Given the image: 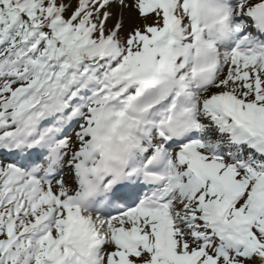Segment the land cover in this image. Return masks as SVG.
I'll return each mask as SVG.
<instances>
[{"label": "snow or ice", "instance_id": "1", "mask_svg": "<svg viewBox=\"0 0 264 264\" xmlns=\"http://www.w3.org/2000/svg\"><path fill=\"white\" fill-rule=\"evenodd\" d=\"M0 264H264V0H0Z\"/></svg>", "mask_w": 264, "mask_h": 264}]
</instances>
